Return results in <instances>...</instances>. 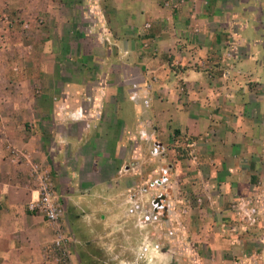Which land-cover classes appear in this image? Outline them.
<instances>
[{"label":"crops","instance_id":"1","mask_svg":"<svg viewBox=\"0 0 264 264\" xmlns=\"http://www.w3.org/2000/svg\"><path fill=\"white\" fill-rule=\"evenodd\" d=\"M0 35V264H223L239 252L241 210L264 206V0H0ZM167 166L174 235L130 208ZM42 170L69 260L28 210Z\"/></svg>","mask_w":264,"mask_h":264},{"label":"built area","instance_id":"2","mask_svg":"<svg viewBox=\"0 0 264 264\" xmlns=\"http://www.w3.org/2000/svg\"><path fill=\"white\" fill-rule=\"evenodd\" d=\"M166 155V150L162 144H155L152 157L161 159ZM157 176L145 185L144 189H135L130 198L131 211L138 215L140 226H152L160 235L167 233L174 235L179 223L176 221V206L170 199L168 182L170 181L171 168L169 166L160 168ZM37 181L38 197L32 199L28 205V210L44 217L56 231L57 239L54 242L55 248L63 259L69 255V244L71 243V231L63 223L64 205L56 190L55 181L52 173L42 170L35 177ZM146 194L147 197L144 195ZM163 195V198H158ZM162 200L158 207L154 200ZM164 199V201H163ZM157 209L161 211L158 212ZM161 244H157L155 249L163 250ZM165 250V249H164Z\"/></svg>","mask_w":264,"mask_h":264},{"label":"rangeland","instance_id":"3","mask_svg":"<svg viewBox=\"0 0 264 264\" xmlns=\"http://www.w3.org/2000/svg\"><path fill=\"white\" fill-rule=\"evenodd\" d=\"M261 146L262 148L259 155L264 168V138L262 140ZM260 183L262 185V194L264 197V177ZM241 211L244 216L242 221L243 231L240 234L241 237L239 239V242L242 241L239 244V252L232 255L233 257L229 255H227L228 257H224L222 255L220 259L223 264H264V206L261 209L255 211L257 213H255L254 211L251 212V210L247 211L244 209H242ZM256 214L257 216L259 215L260 221H255L256 219H254L253 216H256ZM69 256L70 254L65 259L69 260ZM210 264L214 263L212 262Z\"/></svg>","mask_w":264,"mask_h":264},{"label":"flooded vegetation","instance_id":"4","mask_svg":"<svg viewBox=\"0 0 264 264\" xmlns=\"http://www.w3.org/2000/svg\"><path fill=\"white\" fill-rule=\"evenodd\" d=\"M160 197L163 198V195H159V196H158V198H160ZM158 198H155V199H153V200H154V203H155L158 207L161 208L160 204H161L162 200L160 201ZM163 201H164V199H163ZM157 210H158V212L161 211L160 209H157Z\"/></svg>","mask_w":264,"mask_h":264}]
</instances>
